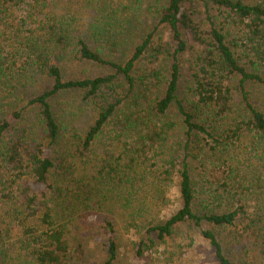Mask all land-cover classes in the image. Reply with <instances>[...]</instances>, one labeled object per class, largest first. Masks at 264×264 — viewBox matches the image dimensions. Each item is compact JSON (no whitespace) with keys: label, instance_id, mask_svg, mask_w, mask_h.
I'll return each instance as SVG.
<instances>
[{"label":"trees","instance_id":"1","mask_svg":"<svg viewBox=\"0 0 264 264\" xmlns=\"http://www.w3.org/2000/svg\"><path fill=\"white\" fill-rule=\"evenodd\" d=\"M73 1L77 12L56 8ZM128 1L120 8L114 0H31L23 18L0 25V255L25 250L31 264H84L80 247L69 246L72 220L97 196L117 201L153 179L175 182L181 203L147 234L163 240L177 225L192 224L215 264H264V99H253L257 89L264 96V0ZM199 5L204 30L194 20ZM84 9L93 15L86 23ZM150 17L157 24L144 29ZM160 24L170 29L171 45ZM183 30L198 49L182 77L179 59L191 47ZM76 60L111 72L64 78L61 63ZM26 74L51 83L7 109L4 100ZM69 90L100 106L83 133L73 129L65 140L52 99ZM29 106L37 119L26 126ZM103 235L101 264H116L115 222L104 219ZM244 235L258 241L256 261L225 250ZM151 244L136 243V255Z\"/></svg>","mask_w":264,"mask_h":264},{"label":"rangeland","instance_id":"2","mask_svg":"<svg viewBox=\"0 0 264 264\" xmlns=\"http://www.w3.org/2000/svg\"><path fill=\"white\" fill-rule=\"evenodd\" d=\"M3 2L6 4L2 6L0 25L5 26L4 24H7V21H18L20 18H23L27 13V11L26 13L24 12V8L29 7L28 5L31 3V0H23L22 2H18V0H12L10 2L0 0V3ZM114 2L116 5H118L117 2H122L120 8L129 3L128 0H114ZM79 5L80 2L73 1L60 4L56 8L67 12H77L80 10ZM198 8L200 13L194 16V20L204 30L207 26L205 9L202 5H199ZM81 14L85 18L82 20L83 23H86L88 21L87 18L91 16V12L89 9H84ZM150 19L151 17L143 22L144 29L149 26L152 28L151 25L157 24L155 20L151 24ZM136 26H139V24ZM158 31L159 35L171 45L172 33L170 29L160 24ZM183 34L191 47L179 59L182 77L190 69L194 51L198 49V46L191 41L189 33L183 30ZM61 69L66 79L95 77L111 72L109 66L87 60L61 63ZM50 83L51 79L43 75L31 79L26 74L24 79L18 78L17 88L13 89L16 94L12 97L9 96L8 100H4V102H10L8 103L10 107L7 109L14 106L11 102L16 106L24 105L26 102L25 98L35 95ZM260 92L261 90L257 89L255 95H253V99L259 103L264 99L263 94ZM52 103L58 115L62 135L65 140L73 132V129L83 133L93 120L97 107L100 106L99 104L94 105L90 99L83 98L82 91L79 90L61 92L52 99ZM37 111L35 106L27 107L22 114L23 120L21 119V123L26 126H31L35 122L33 119H37ZM33 131L35 134H38L41 131V127H36ZM181 140L182 136L176 132V140L173 141L175 147L181 144ZM67 143L65 142L63 145H67ZM81 159L76 157L77 163ZM247 164L249 166L254 165L252 161H248ZM261 183L264 184V178ZM136 188H138L137 192L132 189L131 193L134 192L132 195L126 189L124 194L119 193L116 198L117 201H113L111 198L104 199L99 195L93 199V207L90 206L88 212L82 213L72 220L68 233L69 246L71 250H75L78 246L80 247L82 251V262L84 264H101L105 259L104 219L115 222L118 244L116 264L216 263L214 250L211 248L209 242L200 234V228L192 224L177 225L172 235L163 240L156 239L153 233H146L147 226L164 220L180 207L181 199L178 186L175 182L166 186L156 183L153 179H149L146 182H139ZM249 202L254 204V201ZM133 208L136 209V212L130 218L128 214L132 213ZM137 212H142L141 217L138 216ZM206 227V225H203L201 228ZM142 239L144 242H148V244L151 241L152 244L142 256H137L135 253V245L142 241ZM257 242L255 237L244 235L239 240L232 241L230 245H226L225 250L231 256L256 261L259 256V252L256 249ZM21 251V255H19V252L18 254H12V259L9 256L3 257L0 255V264H21L19 257L24 260L22 264H31L32 258L29 255H24L25 250ZM17 256L19 257L16 259ZM69 264L77 263L71 261Z\"/></svg>","mask_w":264,"mask_h":264}]
</instances>
